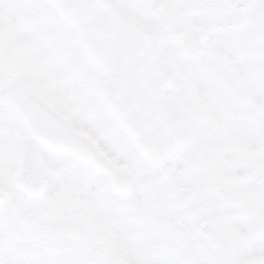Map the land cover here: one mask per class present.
<instances>
[{"label":"rangeland","instance_id":"rangeland-1","mask_svg":"<svg viewBox=\"0 0 264 264\" xmlns=\"http://www.w3.org/2000/svg\"><path fill=\"white\" fill-rule=\"evenodd\" d=\"M159 1L170 6L161 15L152 0H115L146 27L176 26L190 3ZM260 6V18L247 13L245 24L214 40L224 59L214 66L208 54L186 56L165 28L162 58L177 76L165 97L204 122L184 152L153 167L102 103L103 77L73 31L44 0H0V264H264V0ZM229 65L244 78L245 103L215 88V70ZM14 83L131 175L130 194L117 196L106 177L41 147L44 195L16 190L27 133L1 101ZM181 189L199 194L194 205H185ZM203 222L211 227L200 234Z\"/></svg>","mask_w":264,"mask_h":264},{"label":"water","instance_id":"water-1","mask_svg":"<svg viewBox=\"0 0 264 264\" xmlns=\"http://www.w3.org/2000/svg\"><path fill=\"white\" fill-rule=\"evenodd\" d=\"M45 1L74 31L83 51L103 75L102 101L136 151L152 166L163 165L184 151L193 129L189 111L173 107L164 97L174 75L162 62V33L125 18L113 0ZM176 40H180L178 34ZM185 51L192 54L189 47ZM2 101L18 116L28 134L19 146L13 180L18 191L32 199L44 194L36 153L39 145L64 153L106 176L116 195H129L131 176L109 165L90 143L24 88L14 85ZM197 197L196 192H189L185 204L191 205ZM4 202L0 192V206ZM209 227L205 222L198 231L203 234Z\"/></svg>","mask_w":264,"mask_h":264},{"label":"flooded vegetation","instance_id":"flooded-vegetation-1","mask_svg":"<svg viewBox=\"0 0 264 264\" xmlns=\"http://www.w3.org/2000/svg\"><path fill=\"white\" fill-rule=\"evenodd\" d=\"M152 1L154 2L153 7L155 8L156 14L161 15L170 7L168 1ZM188 3L187 9L185 8L186 11L183 12L182 15L178 14V17L175 18L176 26L171 27L170 24H167L165 27L156 28L162 31L163 35L166 27L172 28L170 30H174L173 39L176 34L180 36V41L177 43L183 42V49L185 47L190 48L192 53L190 55L191 59H196L208 54L210 63L213 66L215 64H222V60L224 61V59L212 48L214 40L218 37L223 38L225 33L233 32L238 29L240 25L245 24V22H247V13L252 14V16L256 14L260 18V13L257 11L259 10L262 12L260 0L251 4L248 1L244 2V0H188ZM160 9L164 11L160 12ZM234 16L238 18L237 21L233 18ZM216 67L220 66H215L214 68ZM233 68L232 65H229L226 69L222 67L215 70V78L218 82L215 88L219 91L221 89H226V93L233 98L232 100H234V102L238 101L245 103L247 89L244 78L241 75H236ZM2 82L3 86L6 80L3 79ZM242 99H244V101ZM190 111L193 127L201 125L203 121L201 119L198 120V117L192 115V109H190ZM184 193L186 194L187 192L185 191Z\"/></svg>","mask_w":264,"mask_h":264}]
</instances>
